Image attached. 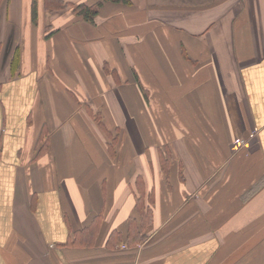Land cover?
<instances>
[{"label":"crops","instance_id":"crops-1","mask_svg":"<svg viewBox=\"0 0 264 264\" xmlns=\"http://www.w3.org/2000/svg\"><path fill=\"white\" fill-rule=\"evenodd\" d=\"M64 1L0 0V264H264V0Z\"/></svg>","mask_w":264,"mask_h":264},{"label":"trees","instance_id":"trees-1","mask_svg":"<svg viewBox=\"0 0 264 264\" xmlns=\"http://www.w3.org/2000/svg\"><path fill=\"white\" fill-rule=\"evenodd\" d=\"M105 0H99L96 1L95 3H88V2H82L79 3L78 5L75 6L74 11L78 14L81 15L84 19L86 20H93L95 15L98 12V7L102 4V2ZM119 2H129V0H115ZM65 6V1L64 0H45V7L47 10L52 11V10H59L64 8ZM36 6L34 5L33 8V18H36Z\"/></svg>","mask_w":264,"mask_h":264}]
</instances>
